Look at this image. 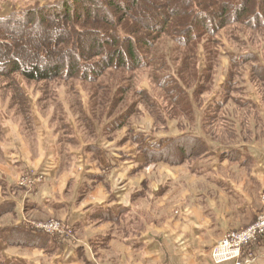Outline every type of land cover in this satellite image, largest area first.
<instances>
[{
    "label": "trees",
    "instance_id": "16d2710c",
    "mask_svg": "<svg viewBox=\"0 0 264 264\" xmlns=\"http://www.w3.org/2000/svg\"><path fill=\"white\" fill-rule=\"evenodd\" d=\"M147 6L158 8L160 13L154 15ZM133 8L136 11H132ZM233 23L264 34V0H187L185 3L181 0H55L34 4L0 17V27L5 29L0 30V51H4L0 60H6L0 61V69L4 71L6 63H10L12 58L16 62L10 73L20 67V74L30 81H50L57 77L67 80L73 77L87 82H94L110 68L148 69L151 79L172 103L185 111V115L190 117L189 123L194 125L191 130L165 135L151 130L147 132L142 127H131V138L119 139L118 144L122 146L130 141L128 143L136 147L143 160L136 162V158L130 156L132 163H135L130 173H138L152 164L177 166L185 163L188 157L208 159L217 150H220L222 159L232 156L237 151V145H214L206 128L208 120H222L223 109L229 103L246 107L264 119V108L259 107L249 93V85L253 84L251 77L254 76L264 85V52L250 44L242 31L231 32L230 49L218 47L222 45L217 38L219 32L230 28ZM28 32L30 35L26 34ZM161 35H166L167 42H171L177 50L176 59L182 60L181 68L187 71L186 75L174 64V59L172 61L160 49L157 50ZM29 37L32 39L30 43ZM17 42L32 56L28 57L29 54L20 51ZM12 43L14 45L10 46ZM261 48L264 51V44ZM208 49L213 51L210 53L213 61L216 60L215 56L227 58L219 86L214 84L215 66L211 67L206 58L207 55L210 59ZM11 52L13 54L9 57ZM173 53L172 48H167L166 54L172 57ZM32 57L35 60L30 63L24 59ZM201 58L205 59L206 64L201 62ZM38 61L42 63L40 66L36 65ZM192 73L196 78H191ZM14 89L27 102L26 117L29 126H32V102L25 97L18 81L14 82ZM138 91L149 106L158 115L161 114L163 106L160 101L143 88ZM82 120L92 131V119L83 114ZM118 127L119 124L114 126L113 122L107 121L103 130L107 132ZM3 137L4 126L0 119V138ZM94 176L100 178L96 173ZM147 181L150 179L144 177L140 186L131 190L130 197L148 196L150 184H146ZM4 184L0 179V193L2 197H8ZM17 188L20 187L13 185V190ZM79 191L84 193L83 185ZM164 192L162 186L153 195L157 197ZM14 208V203L7 201L0 206V212L7 214ZM13 213L16 214L15 211ZM105 217L109 219L108 215ZM64 237L16 225L0 226V264H26L9 259L2 244L20 245L30 250L38 248L52 253L58 249L61 240L65 241ZM109 238L108 235L105 240Z\"/></svg>",
    "mask_w": 264,
    "mask_h": 264
},
{
    "label": "rangeland",
    "instance_id": "374dc122",
    "mask_svg": "<svg viewBox=\"0 0 264 264\" xmlns=\"http://www.w3.org/2000/svg\"><path fill=\"white\" fill-rule=\"evenodd\" d=\"M53 1L55 0H0V17L6 16L10 12L19 10L23 7L32 6L34 4H43L46 2L51 3ZM181 1L185 3L187 0ZM76 7H79V5H76ZM154 8L155 11L153 10ZM147 9L151 10L154 15H156V13H160L158 8L154 6H147ZM132 11H136V9L133 8ZM84 26L86 28L90 27L89 25ZM51 27L52 25H50V28ZM229 27L230 28L227 27L219 32L217 38L221 40L222 45L220 44L218 47L230 49L231 32L242 31L250 44L253 43L252 45L255 48L257 47L262 52H264L261 48V46L264 44V34L259 33V30L256 31L255 29H245L240 23H233ZM8 28L10 29L11 27L9 26ZM0 30L5 29L0 27ZM26 34L30 35V32ZM3 35L4 37H7L6 34L3 33ZM6 41L10 42V40ZM167 41V36L161 35L158 39L159 44L157 46V50L160 49L159 51L171 58V60L174 59V64L181 68L182 60L176 59L177 50H175L171 42L168 43ZM232 41L237 42L235 39H232ZM30 42H32L31 37L28 38V43ZM13 45L14 43L10 44V46ZM16 46H19L21 48L20 51L23 53L29 54L27 55L28 57H30L32 54L31 52L25 51L22 48V45L18 44V42L16 43ZM144 47L146 48L145 42ZM167 48H172L173 52H175L172 54V57L169 54H166ZM207 51L210 58L208 59V56L206 55L207 61L211 67H213V65L215 66L213 70L214 84L215 86H219L224 76L227 58L225 56L221 58L215 56L216 60L213 61L211 60L212 57H210V53H213V51L211 49L210 51L209 49ZM2 53H4V51H0V58L2 57ZM12 54L13 52H11V54L9 53V57H11ZM24 59L26 62L29 61V63L30 61L35 60L33 57L30 59ZM0 61L4 62L6 60ZM15 62L16 61L11 58V62L8 64L6 63L7 67L5 68L7 70L5 68L4 71L0 69V119L3 126L8 128V130L11 132V136L9 135L8 139L6 138V135H4L3 138H0V144L12 146V139H10V137L13 138L14 136L15 140H18L22 137L28 144H30L28 140H32L34 144H32L31 147L33 149L37 147L36 143L39 145L37 138L31 133L29 126L30 124L26 117L27 102H25L23 96H21L14 89V82L16 81H18L20 84L21 91L26 94L25 97L30 100V102L33 101L32 103L36 104L37 109L42 110L45 116H47L49 112L52 114V116H48V121H46L48 126L56 127L63 125L65 121L68 120L73 124L75 130L79 133L80 139H82V141L79 143L77 142L79 146L75 145L76 148H80V146H82L84 143L92 142L94 136L96 135L104 137V139L107 141H110V139L115 141L122 138L128 140L131 138L133 133L131 127L134 126L142 127L147 132H149V130L154 131L159 135L179 133L182 130H191L193 128L194 124L189 123L190 117L186 116L184 110L169 100V98L166 96V93L156 85L153 79H151V74L148 72V69L138 68L129 70L120 68L118 70H113L110 68L105 70L104 74H102V76H100L94 82L78 80L73 77L67 80L57 77L50 81L44 79L39 81H30L28 78L25 79L20 74V67L17 69V71L10 73V70L14 67ZM201 62L206 64L205 59L203 58H201ZM41 64L42 63L40 61L36 62V65L40 66ZM184 65L186 64L184 63ZM193 68L196 75L197 70L195 69V62ZM181 70L184 75L187 74V71H185L184 68H181ZM195 75L192 73L191 78H196ZM251 80L253 84L249 85V93L259 103V107L264 108V85L260 83L254 76L251 77ZM142 88L145 89V91L151 96H154L160 101L163 106L161 114L158 115L145 101V98L141 92L138 91ZM47 106L48 109H46ZM84 113H86V116L92 119V123H95V128L96 125H98L100 128H103L107 121L113 122L114 126L119 124V127L113 129L112 131L108 130L107 132H105L106 129H104V135L102 133V129L100 128L90 131V129L86 128L85 123L82 120ZM223 115L224 118L222 120L220 119L219 122L217 120L214 122L213 120L207 121L209 124L206 125L208 135L214 141V145L241 146L246 144L249 146L254 145L259 148H264V119H261L260 115H255L252 110L250 111V109L248 110L246 107H241L235 103H229L227 106H225L223 109ZM150 135V137L153 136L151 133ZM34 141H36V143ZM128 142H126L125 145L130 144ZM130 147L134 146L130 145ZM189 147L190 145L186 147L187 152L189 151ZM1 150L4 149L1 147ZM1 150L0 167H5L2 168V174L10 180L8 183L9 185L7 184V181H5L3 186H6V188L4 191L11 192V195L20 198L25 195V193H29V191L19 185V180L25 175H34L35 173L29 170L27 172L24 171V173L15 175L14 172H17V170L6 168L4 165L1 158L4 157V153H2ZM31 151L34 153L33 150ZM86 155L88 156L90 153L87 152ZM199 159L200 158L197 157H188L185 163L171 167L164 164L158 166L152 164L144 170L138 172L139 174H131L130 172L126 174L124 180H127V183L130 182V184H133V181H136V185L141 179H144V177L150 179L151 187L152 185L155 187V183H159V181H165L169 176L174 177L179 181L182 180L183 182L181 183L182 185H180V187L175 189L173 188L174 190L171 192H167V190L166 194L157 197L151 195L150 190V194H148V196L146 195L144 197L131 198L129 189L127 198L130 200V203L133 206V214L135 215L132 218H134L135 221L139 223V225H134V227H132V225L130 226V224H128L125 228H121L119 231H117V229L116 231H113L112 229V232H107L109 235H111L107 241L105 240L101 242L98 240L99 236L95 233L93 228H90L79 236L75 225L69 224L65 221L67 220L66 217L64 218L67 213L66 211H50L47 214L33 211L32 208H30L29 202H26L21 198V205H18L19 207L17 206V209L21 208L22 212H19V215L21 217L22 214L25 215V219H30L45 224L54 221L65 223L66 228L64 238L66 240L75 241V239H77L85 241L88 250H86V252L82 251L81 255H79L78 264H178L176 261H178L179 255L170 254L168 255V259L165 260L163 255L155 253L154 250L151 254L147 252L143 253L141 250L136 252L137 249L134 250L129 244L128 240L141 234H146L148 236H151V234L157 235V233L154 231L155 228L160 227L161 224H165L166 221L169 222V220L175 219V217L172 218L174 214L172 213L173 209L171 207H173L177 202L180 203L182 200L191 198L189 194L185 193L187 190H190L191 184L195 185L193 186L195 190H199L198 194H200V198L198 202L203 203L204 206H207L209 203L213 204V207L220 209V211L223 213L230 211L226 210L227 208L225 203L220 202V199L225 200L226 203L228 201L224 191L222 192L221 189L219 190L216 188L213 183L210 184L206 182L205 179L199 178L198 182L193 183L194 181H191L192 183H190V186L189 184H186L189 181L192 166L197 165L199 163L198 161H200ZM69 160L73 161L71 163V168H75V159L71 158ZM226 160L228 161L229 168L226 170V172H222L220 174L222 177L234 181L248 195L253 196L256 195L258 191H260L259 194L261 208L257 213L258 215L262 209L264 178L257 177L253 180H250L248 179L250 170L245 171L247 170L245 169L243 170L245 172H239L238 164H236L235 159H232V157L229 156ZM20 169L25 170L26 166L23 165L20 167ZM63 178L64 179L60 180L58 183L53 182V186H51L52 193H59L60 188L62 189L61 194H56L57 196H60L66 200H70L69 202H79L81 200V204H84V199L91 195L85 192L81 193L78 189V193L75 197L77 190L76 182L73 179L71 181L68 180L66 176ZM118 180L122 181V176H119ZM124 180L122 182H124ZM150 181H147L146 184H150ZM14 182H18L16 185H19L21 189L17 188V190H13L11 185H13ZM196 183H198V185H196ZM130 187L132 188L133 185L129 186V188ZM55 188H58V190ZM185 207L189 208L190 205H186ZM15 209L16 206L14 211ZM14 211L12 209L9 211L10 213H5L4 216H1L0 225L15 224L16 222L20 221L22 218H20L19 215L16 216V214L13 213ZM105 222L107 225H110L109 222ZM252 223H247L242 226V228L231 229L228 232L245 231L251 226ZM149 239H151V237ZM221 239H219V241ZM111 242L114 244L112 245ZM203 251L204 250H202V252ZM251 252L253 253L254 257H252V259L247 264H264V256L259 257L257 260V255L252 250ZM257 252H264V248H261ZM6 253L9 259L15 258L22 260L26 264H28V262L30 264H58L53 262L54 258L50 252H44L42 249L30 250L17 245L11 247L10 249H6ZM153 253L155 255L157 254L156 257L159 256L160 258L157 257L155 259V255H152ZM206 255L208 254L206 253ZM203 261L204 260L202 259V263ZM211 261L212 262L210 263L213 264L214 262L212 258ZM205 264H208V262L206 261Z\"/></svg>",
    "mask_w": 264,
    "mask_h": 264
},
{
    "label": "crops",
    "instance_id": "0c3cea01",
    "mask_svg": "<svg viewBox=\"0 0 264 264\" xmlns=\"http://www.w3.org/2000/svg\"><path fill=\"white\" fill-rule=\"evenodd\" d=\"M46 109H48V106ZM31 113L32 126H30V130L37 138L39 145L34 141L37 147L33 149L31 147L34 144L32 140H28L30 142L28 144L22 137L15 140L14 136L13 138L10 137L12 146L0 144V150L1 147L4 149L1 150L4 153V157H1L2 161L6 168L17 170V172H14L15 175L29 170L35 174L44 175L42 182L20 198L29 202L33 211L45 214L50 211H66L64 218L66 217L67 220H64L69 224L75 225L79 236L93 228L99 236L98 240L101 242L105 241V238L109 235L107 232H112V229L113 231H116V229L119 231L128 224L132 225V227L139 225L132 218L135 216L133 214L134 209L127 198V193L129 189L131 193L133 188L139 187L142 179L137 185L136 181L130 184V182L127 183V180H124L125 175L135 167V163H132L130 156L136 158V162L143 160L141 154L136 151V147H130V144L120 146L118 144L119 140L110 139V141H107L104 137L96 135L92 142L84 143L80 148H76L75 145L79 146L77 142L79 143L82 139H80L79 133L69 120L65 121L63 125L48 126L46 121H48V116L50 117L52 114L49 112L45 116L42 110L37 109L34 103H32ZM84 114L86 115V113ZM92 125L93 130L100 128L98 125L95 128V123H92ZM86 128L88 127L86 126ZM100 129L103 130V128ZM4 135H6L7 139L9 135L11 136V132L5 126ZM89 147L92 148L90 149ZM236 148L237 151L233 152L231 157L236 160L238 171L245 172L250 170L249 176L247 175L250 180L257 177L264 178V148L254 145H237ZM87 152L90 155L87 156ZM71 158L75 159V168H71V163L73 162L69 160ZM226 159L220 158V150H217L213 157L199 159V163L192 166L189 181L186 184L190 186L191 181H194L193 183L198 182L199 178L205 179L210 184L213 183L216 188L221 189L222 192L224 191L228 201L226 203L225 200L220 199V202L225 203L226 210L230 211L223 213L220 209L213 207V204L209 203L204 206L203 203L198 202L200 198L199 190H195L193 188L195 185L191 184L190 190L185 192L191 198L182 200L180 203L177 202L171 207L174 214L172 218L175 217V219H171L169 222L166 221L165 224L155 228L154 231L157 235L151 234V236H148L141 234L130 238L128 241L133 249H137L136 252L141 250L143 253L147 252L149 254L154 250L155 253L163 255L165 260L168 259L170 254L179 255L178 261H176L178 264H205L206 261L211 264V249L219 239L231 229H239L247 223H252L261 208L260 191L256 195H248L234 181L220 175L229 168ZM22 164L26 166L25 170L20 169L23 166ZM130 166L133 167L131 168ZM2 168L5 167L2 166ZM2 168L0 167V179L3 182L7 181L8 184L10 180L2 174ZM94 173L100 175V178L95 177ZM65 176L68 180L71 181L73 179L76 182L75 197L81 185L84 187V192L91 195L86 199L83 198L84 204H81V200L79 202H69L70 200L57 196L56 194H61L62 189L60 188L59 193H52L51 186H53V182L58 183ZM119 176H122V181L124 180V182L118 180ZM182 182V180L179 181L169 176L165 181L162 180L159 183H155V187L154 185L150 186L151 195L158 192L162 186L165 189L163 194L171 192L175 188L180 187ZM16 183L18 184V182H14L13 185ZM13 185H11L12 188ZM131 185L133 187L129 188ZM55 189L58 190V188ZM7 193H9L8 197H2L0 193V206L7 201L14 203L16 216H18L19 212H22L21 208L17 209V206L21 205L20 198L11 195V192ZM186 205H190V207L186 208ZM4 215L5 213L0 212V217ZM105 215H108L109 219ZM24 217L26 216L22 214L20 221L8 225L31 228L25 222L26 219ZM105 221L109 222L110 225H107ZM0 226H5V224ZM150 237L151 239H149ZM111 243L112 245L114 244L113 242ZM2 245L4 246L2 247L3 251L7 255L6 249H10L13 246ZM261 248H264V239L251 244L250 249L258 256L257 260L259 257L264 256V252H257ZM37 249L33 248V250ZM86 250H88V247L85 241L77 239L68 241L65 239V241L61 240L59 242L58 249L52 252L51 255L54 258V263L78 264L79 255H81L82 251L86 252ZM202 250L204 251L202 252ZM152 255L155 254L153 253ZM156 255L155 259L159 257H156ZM13 259L15 258H11V260ZM202 259L204 260L203 263ZM28 264L30 263L28 262ZM222 264L232 263L226 262Z\"/></svg>",
    "mask_w": 264,
    "mask_h": 264
},
{
    "label": "built area",
    "instance_id": "2783aa9c",
    "mask_svg": "<svg viewBox=\"0 0 264 264\" xmlns=\"http://www.w3.org/2000/svg\"><path fill=\"white\" fill-rule=\"evenodd\" d=\"M44 179L43 174L25 175L19 180V185L27 191H32L36 185ZM25 222L35 230L48 234L65 236V223L54 221L48 224L39 223L30 219ZM264 239V193L262 194V209L251 226L241 232H227L223 238L213 247L211 258L214 263L221 264L232 262L233 264H247L252 257L250 246L252 243Z\"/></svg>",
    "mask_w": 264,
    "mask_h": 264
}]
</instances>
